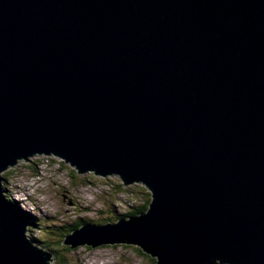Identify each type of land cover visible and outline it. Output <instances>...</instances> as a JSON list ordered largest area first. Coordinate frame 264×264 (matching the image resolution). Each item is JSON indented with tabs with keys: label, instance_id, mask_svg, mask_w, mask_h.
<instances>
[{
	"label": "water",
	"instance_id": "95a60500",
	"mask_svg": "<svg viewBox=\"0 0 264 264\" xmlns=\"http://www.w3.org/2000/svg\"><path fill=\"white\" fill-rule=\"evenodd\" d=\"M50 153L153 193L63 245L264 264V0H0V264L51 260L2 177Z\"/></svg>",
	"mask_w": 264,
	"mask_h": 264
},
{
	"label": "rangeland",
	"instance_id": "374dc122",
	"mask_svg": "<svg viewBox=\"0 0 264 264\" xmlns=\"http://www.w3.org/2000/svg\"><path fill=\"white\" fill-rule=\"evenodd\" d=\"M78 171L70 162L65 163L50 153L49 156L35 154L27 161L17 160L3 172L6 195L11 201L25 205V212L35 221L32 231L33 226L28 222L26 233L32 246L51 255L49 264H153V258L158 257L144 253L140 246L133 244H112L111 247L102 244L94 248L85 244L63 251L68 245L62 243L73 232H54L53 228L67 231L66 228L80 223L116 225L153 200L152 191L142 182L124 186L119 175L103 178L93 171L82 174ZM91 178L95 182H89Z\"/></svg>",
	"mask_w": 264,
	"mask_h": 264
},
{
	"label": "trees",
	"instance_id": "16d2710c",
	"mask_svg": "<svg viewBox=\"0 0 264 264\" xmlns=\"http://www.w3.org/2000/svg\"><path fill=\"white\" fill-rule=\"evenodd\" d=\"M52 161H54V160H52ZM73 177H75V174L73 173ZM88 181L89 182H92V181H94L95 182V179L94 178H91V179H88ZM7 199H8V203L10 204V206L12 207V208H14V210L18 213V214H20V215H22L23 217H28V222H31V223H29V226H33L32 224L33 223H35V221L32 219V217L30 216V214H26V212L24 211V209H23V205H20V204H18V203H16V202H14V201H11L10 200V198L7 196ZM150 203V201H148L147 202V204L145 205V206H143L142 208H139L138 210H135V211H133L131 214H129L128 216H127V219L128 218H130V219H135V216H137V215H139V217H141V216H143L144 214H147L149 211H150V209H151V205L149 204ZM138 217V218H139ZM27 219V218H26ZM122 219V218H121ZM126 219V218H125ZM124 220V219H123ZM45 226V225H44ZM82 226H85V224H75L74 226L73 225H71L70 227H68V228H66V230L67 231H63V229H61V230H57V229H55V228H53L52 229V231H54V232H57V231H59V232H62V233H71V232H74V231H76L77 229H79V228H81ZM102 226H105V224L104 225H102ZM34 228V226L31 228L30 227V229H31V231H32V229ZM32 240V239H31ZM38 242H40L41 240H37ZM32 244V243H31ZM112 245H110V246H108V247H111ZM70 249H72L70 246H67V247H64V250L63 251H67V250H70ZM142 251L143 250H145L144 248H140ZM144 253H146L145 251H143ZM140 253H141V251H140ZM146 254H149V253H146ZM152 263L153 264H158V258H153V260H152Z\"/></svg>",
	"mask_w": 264,
	"mask_h": 264
},
{
	"label": "bare ground",
	"instance_id": "6f19581e",
	"mask_svg": "<svg viewBox=\"0 0 264 264\" xmlns=\"http://www.w3.org/2000/svg\"><path fill=\"white\" fill-rule=\"evenodd\" d=\"M19 163V162H18ZM32 177V176H31ZM108 176H105V177H103V178H107ZM138 184H140L141 185V183H138ZM125 186H128V185H125ZM147 188V187H146ZM148 189V188H147ZM3 195H4V197H5V199L7 200V202H8V199H7V195H6V192H5V188H4V185H3ZM99 195V194H98ZM152 196H153V194H151ZM37 198V197H36ZM153 198V197H152ZM11 200V199H10ZM153 201V200H152ZM152 201H151V203L150 204H152ZM9 204V203H8ZM145 215V214H144ZM124 221H129V219H124ZM91 247V246H90Z\"/></svg>",
	"mask_w": 264,
	"mask_h": 264
}]
</instances>
